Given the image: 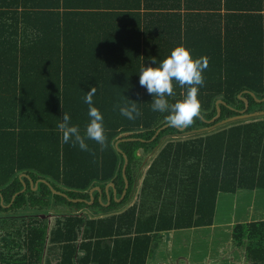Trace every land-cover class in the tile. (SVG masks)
Segmentation results:
<instances>
[{
  "label": "trees",
  "instance_id": "1",
  "mask_svg": "<svg viewBox=\"0 0 264 264\" xmlns=\"http://www.w3.org/2000/svg\"><path fill=\"white\" fill-rule=\"evenodd\" d=\"M220 1L0 0V264H146L163 231L211 225L219 192L264 188V114L182 134L206 126L217 99L216 120L264 110V0ZM178 44L208 58L200 115L152 138L167 112L150 107L138 71ZM90 86L106 140L81 150L56 125L67 112L83 132ZM185 92L173 81L167 99ZM129 99L132 120L118 110ZM125 131L134 139L118 151ZM22 173L81 200L43 181L33 189ZM230 234L249 264H264V218Z\"/></svg>",
  "mask_w": 264,
  "mask_h": 264
},
{
  "label": "clouds",
  "instance_id": "2",
  "mask_svg": "<svg viewBox=\"0 0 264 264\" xmlns=\"http://www.w3.org/2000/svg\"><path fill=\"white\" fill-rule=\"evenodd\" d=\"M150 59L151 63L147 66L143 64L138 71L139 84L151 94L150 107L154 111L167 112L164 120L170 126L179 128L190 125L200 110L197 91L198 86L204 83L202 72L208 66L207 56H193L186 45L178 44L159 62L156 56ZM173 81L186 86V92L182 99L170 103L167 97L173 95ZM95 91V87L90 86L83 96L84 103L88 105V120L83 132L78 125L70 122L67 112H62L61 120L56 125L61 132V140L74 144L81 150L88 149L87 140H94L101 146H104L106 140L103 115L92 102ZM134 101L129 99V102L118 106L120 114L129 120L140 114V109Z\"/></svg>",
  "mask_w": 264,
  "mask_h": 264
},
{
  "label": "rangeland",
  "instance_id": "3",
  "mask_svg": "<svg viewBox=\"0 0 264 264\" xmlns=\"http://www.w3.org/2000/svg\"><path fill=\"white\" fill-rule=\"evenodd\" d=\"M148 159L147 155L140 170ZM56 215L48 211L43 217L51 225ZM213 218L211 225L163 231L146 264H249L243 246L232 243L230 231L236 221L264 218V188H242L233 195L219 192Z\"/></svg>",
  "mask_w": 264,
  "mask_h": 264
},
{
  "label": "water",
  "instance_id": "4",
  "mask_svg": "<svg viewBox=\"0 0 264 264\" xmlns=\"http://www.w3.org/2000/svg\"><path fill=\"white\" fill-rule=\"evenodd\" d=\"M251 94H252V92H251ZM242 98H243V100L245 101V106H246V105H247V104H246L247 100H246L244 97H242ZM263 98H264V96H263ZM256 99H257V98H256ZM257 100H258V99H257ZM219 102H222V100H221V99H217V100H216V114H215L212 118L206 120V122H207V125H206V126L199 127V128H196V129H190V130H187V131H183V133L189 134V133H193V132H200V131L211 130V129H213V128L219 126V125L226 124V123H228V122H230V121H233V120H237V119H248V118L253 117V116H257V115L264 114V110L253 111V112H246V111H245V108H243V109L238 110V113H237V114H234V115H231V116H228V117H225V118H222V119L216 120V118L218 117L219 112H220V108H219V106H218V103H219ZM197 115H200V113L198 112ZM167 125H168V123L165 122L164 124H162L161 126H159V127L155 130V133L153 134L152 138L158 133V131H159L161 128H163V127H165V126H167ZM177 128H178V127H177ZM183 128H184V127H179L178 129L182 130ZM128 134H129L128 131H125V132H122V133L118 134L117 139H116V141H115V143H114V144H115V147H116V149H117L118 151H120V149H119L118 146H117V142H118V141H120V140H126V139H134V137H129V136H127ZM122 155H123V158H124V163H123L122 171H121V172H122V175H123V177H124V182H125V184H124V189H123V190H125V187L127 186V179L125 178L124 170H125V165H126V162H127V157H126V155H125L124 153H122ZM22 175H26V176H27V178L29 179V183L32 184V188H33V189H35V188L37 187V182H38V181H43V182H45L46 184H48V186L50 187V190H51L53 193L61 194L62 196H65V197H67L68 199H70V200H72V201L81 200V198H69V197L66 195V193H64V192H62V191H60V190H56V189H54V188L50 185V183H49L47 180L43 179V178H38L36 181H32V179L29 177V175H27V174H25V173H22ZM22 184H23V186H22V188H21L19 191H22V190L25 188V186H26V184H25L24 181H22ZM108 185L112 186V191L115 192V189L113 188V182H112V181H109V182L106 184L105 187L107 188ZM94 189L100 191V187L95 185V186H93V187H91V188L89 189V192L91 193V191L94 190ZM19 191H18V192H19ZM16 193H17V192H16ZM16 193H15V194H16ZM15 194H14V195H15ZM122 194H123V193H122ZM122 194H121L120 198L122 197ZM120 198H115V199H116V200H119ZM92 199H93V196L91 195V196H90V200H88V202H91ZM108 201H109V199H107V203H108ZM107 203H106V204H107ZM41 216L43 217L44 215L42 214Z\"/></svg>",
  "mask_w": 264,
  "mask_h": 264
},
{
  "label": "crops",
  "instance_id": "5",
  "mask_svg": "<svg viewBox=\"0 0 264 264\" xmlns=\"http://www.w3.org/2000/svg\"><path fill=\"white\" fill-rule=\"evenodd\" d=\"M206 1H207V0H206ZM220 2H222V0H221ZM214 4H215V5L217 4V0H214ZM209 10L211 11L212 9H209ZM105 186H106V185H105ZM108 186H110V185H108ZM108 186H107V188L104 187V190H105L106 193H108V190H107V189H108ZM123 189H124V188H123ZM124 191H125V190L122 191L123 194H124ZM91 192H92V191H91ZM99 192H100V191H99ZM112 192H113V191H112ZM114 194H115V192L112 193V195H114ZM123 194H122V196H123ZM119 198H120V197H119ZM107 199H109V196H108V195H107ZM89 203H90V202H89Z\"/></svg>",
  "mask_w": 264,
  "mask_h": 264
}]
</instances>
